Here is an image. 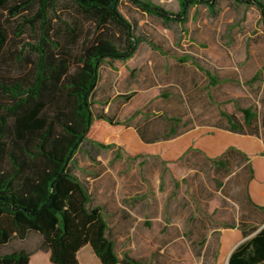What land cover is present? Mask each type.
<instances>
[{"label": "rangeland", "instance_id": "374dc122", "mask_svg": "<svg viewBox=\"0 0 264 264\" xmlns=\"http://www.w3.org/2000/svg\"><path fill=\"white\" fill-rule=\"evenodd\" d=\"M151 1L174 14L180 11L178 0ZM208 3L192 6L186 23L180 24L146 15L124 0L120 10L145 41L132 59H106L98 84H114L121 95L114 96L112 110L121 121L142 124L145 116H156L154 125L166 123L169 127V118H174L178 120L173 138L200 129L217 131L218 142L233 136L235 144L253 157L251 162L256 160L263 175L264 162L258 160L264 158V27L260 12L256 6L234 0H218L214 9ZM0 13L9 33L3 55L6 75L25 77L36 58L29 44L36 43L37 37L27 24L20 36L16 31L22 16L32 12L16 17ZM52 17L55 40L76 65L83 44H91L98 31L68 0L58 1ZM68 27L79 32L76 44L70 41ZM143 84H149L145 93ZM103 95L106 93L98 88L93 96L96 112L100 111L97 99ZM245 109L255 115L250 125L245 123ZM159 110L165 111L167 119L158 116ZM223 113L233 117L244 135L229 132ZM123 124L124 130L132 129ZM147 136L142 140L154 143L166 135ZM117 151L85 144L71 169L88 186L93 205L102 207L108 235L120 258L129 254L148 264H218L221 240L227 241L229 254L246 239L237 229L227 227L255 226L264 220V212L242 202L249 175L244 159L233 161L230 174L225 175L224 169L197 152L162 163L156 157L131 160L123 152L118 157ZM39 243L40 236L32 232L24 242L13 239L5 250H35ZM79 258L81 264H88L86 256L79 253ZM226 261L227 256L219 264ZM31 264L52 263L47 253L38 251Z\"/></svg>", "mask_w": 264, "mask_h": 264}, {"label": "trees", "instance_id": "16d2710c", "mask_svg": "<svg viewBox=\"0 0 264 264\" xmlns=\"http://www.w3.org/2000/svg\"><path fill=\"white\" fill-rule=\"evenodd\" d=\"M58 1L0 0V10L11 17L32 12L22 16L16 36L27 24L37 37L36 43L29 44L36 57L31 71L19 79L8 77L3 55L9 33L0 13V264H30L38 251L49 253L52 264H80L78 252L86 245L102 264H148L129 254L120 258L108 235L102 207L93 205L88 186L72 171L75 155L85 144L114 148L118 157L123 152L131 160L156 157L162 163L177 162L189 152H197L224 169L225 175L230 174L233 161L244 159L249 169L245 200L252 210L264 212V174H259L256 160L251 162L253 157L235 144L233 136L218 142L217 131L200 129L173 139L178 119L169 118L171 127L165 141L145 144L134 130H124L121 121L95 111L93 96L104 61L131 59L145 40L120 10L124 0H68L98 31L91 44H83L73 65V56L55 40L52 13ZM127 1L146 15L185 24L192 6L209 2V8L214 9L218 0H178V14L151 0ZM234 2L256 6L264 27V0ZM67 32L76 44L79 32L70 27ZM243 113L250 125L255 115L249 109ZM223 115L230 124L229 132L244 135L231 115ZM261 226L227 227L237 229L246 239L229 254L227 241L221 240L218 264L226 256V264H264ZM32 232L40 236L37 249L5 250L13 239L24 242Z\"/></svg>", "mask_w": 264, "mask_h": 264}, {"label": "crops", "instance_id": "0c3cea01", "mask_svg": "<svg viewBox=\"0 0 264 264\" xmlns=\"http://www.w3.org/2000/svg\"><path fill=\"white\" fill-rule=\"evenodd\" d=\"M138 50H139V48H138ZM137 50V51H138ZM137 53V52H136ZM136 55V54H135ZM134 55V56H135ZM133 58V57H132ZM131 58V59H132ZM99 83V82H98ZM100 85H102V87H100ZM144 85V86H143ZM142 85V87H143V89H142V93H145L146 91H147V89H144V87H148V85L149 84H143ZM146 85V86H145ZM98 88H101L102 89V92L103 93H106V95H103L102 97H99V99H97V101L98 102H100V112H103V113H105V114H107V115H109L110 117H112L113 119H115V120H119V121H121L120 119H118L117 118V114H116V112H112V110L114 111V102H113V98H114V96H116V97H118V96H121V95H119V93L118 92H115V88H114V84H98L97 85V87H96V89H95V91H94V95H95V93H96V91H97V89ZM119 98V97H118ZM94 106H96L95 105V103H94ZM156 112V111H155ZM154 112V113H155ZM153 112H152V115L154 114ZM165 111L164 110H159V114H158V116H162V118L163 119H167V117L165 116ZM156 116H154V117H152V118H150L149 116H145L144 118H143V120H142V124H138V123H130V122H123V121H121V122H123V123H125V125H127L128 127H130V128H132L137 134H138V136H139V138H140V140L142 141V142H144L143 140H142V136H149V135H151V134H153L154 136H157V135H159V133L161 134V133H164L166 136H167V132H169L168 130H170V127L171 126H166V123L164 124V125H161V126H156V125H154L153 123H152V120L155 118ZM167 133V134H166ZM184 135V134H183ZM183 135H180V136H178V137H174L173 139H176V138H179V137H181V136H183ZM147 136V137H148ZM166 136H165V138L163 139V140H161V141H157V142H154V143H146V142H144L145 144H155V143H159V142H163V141H165V139H166ZM172 140V139H171ZM81 150V149H80ZM79 150V151H80ZM115 150V149H114ZM78 151V152H79ZM77 152V153H78ZM76 153V154H77ZM77 174V173H76ZM242 188H241V186L239 187V190H241ZM242 202L244 203V205H245V207L246 206H248L247 205V202H246V200H245V195H244V197L242 198ZM261 225L263 226L264 225V220L262 221V223H261ZM261 226V227H262ZM90 249H92V248H90V245H86V246H84L79 252H78V259H79V261H80V258H79V253L80 254H83L84 256H86V259L88 260V264H99V262H98V260L95 258V256L93 255L94 253H93V251L91 252V250ZM45 253V252H44ZM48 255H49V259H50V254L49 253H47ZM100 261V260H99ZM100 263H101V261H100ZM30 264H31V260H30ZM80 264H81V262H80ZM102 264V263H101Z\"/></svg>", "mask_w": 264, "mask_h": 264}, {"label": "water", "instance_id": "95a60500", "mask_svg": "<svg viewBox=\"0 0 264 264\" xmlns=\"http://www.w3.org/2000/svg\"><path fill=\"white\" fill-rule=\"evenodd\" d=\"M263 226H264V225H263ZM263 226H262V227H263ZM236 247H237V246H236ZM236 247H235V248H236ZM235 248H234V249H235ZM234 249H233V250H234ZM233 250H232V251H233Z\"/></svg>", "mask_w": 264, "mask_h": 264}]
</instances>
